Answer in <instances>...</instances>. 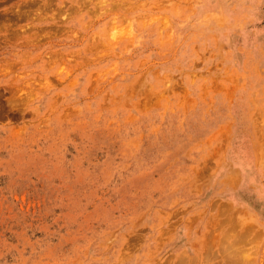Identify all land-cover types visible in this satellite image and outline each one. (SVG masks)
<instances>
[{
	"label": "rangeland",
	"instance_id": "obj_1",
	"mask_svg": "<svg viewBox=\"0 0 264 264\" xmlns=\"http://www.w3.org/2000/svg\"><path fill=\"white\" fill-rule=\"evenodd\" d=\"M0 264H264V0H0Z\"/></svg>",
	"mask_w": 264,
	"mask_h": 264
},
{
	"label": "crops",
	"instance_id": "obj_2",
	"mask_svg": "<svg viewBox=\"0 0 264 264\" xmlns=\"http://www.w3.org/2000/svg\"><path fill=\"white\" fill-rule=\"evenodd\" d=\"M253 211V214L255 215V216H259V213H257L255 210H252Z\"/></svg>",
	"mask_w": 264,
	"mask_h": 264
},
{
	"label": "bare ground",
	"instance_id": "obj_3",
	"mask_svg": "<svg viewBox=\"0 0 264 264\" xmlns=\"http://www.w3.org/2000/svg\"><path fill=\"white\" fill-rule=\"evenodd\" d=\"M74 7V6H73ZM15 80V79H14ZM26 82V81H25ZM27 90V89H26ZM33 92V91H32ZM18 114V113H17Z\"/></svg>",
	"mask_w": 264,
	"mask_h": 264
}]
</instances>
